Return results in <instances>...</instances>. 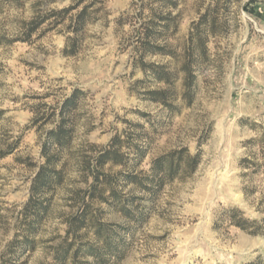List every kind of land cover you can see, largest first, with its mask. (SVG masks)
Here are the masks:
<instances>
[{"label":"rangeland","instance_id":"1","mask_svg":"<svg viewBox=\"0 0 264 264\" xmlns=\"http://www.w3.org/2000/svg\"><path fill=\"white\" fill-rule=\"evenodd\" d=\"M0 155V264H264V0H0Z\"/></svg>","mask_w":264,"mask_h":264},{"label":"trees","instance_id":"2","mask_svg":"<svg viewBox=\"0 0 264 264\" xmlns=\"http://www.w3.org/2000/svg\"><path fill=\"white\" fill-rule=\"evenodd\" d=\"M70 9H72V8L71 7L70 8H66V9H64V11H69ZM86 9L87 8L84 7L82 9V11H80V13L78 15V18H79L78 21L79 22L82 20L84 14L86 12ZM168 18H169L168 16L167 17H162V19L165 20L166 22L168 21ZM165 21L162 24H163L164 27H167L168 23H166ZM34 29H35V27H32V29H30V33L29 34H31V31H33ZM159 49H160L159 52H161V53H164V54L168 53L166 51V46L159 47ZM75 51H76V49L73 48L72 51H66L65 50V53H69V52L74 53ZM159 77L162 79V76L160 74H159ZM161 92H163V91L154 90V91H150V94L152 95L153 100H157V101L161 100V101L166 103L165 99H160L159 95L161 94ZM81 93H83V91H81L79 89H76L71 94V96L68 97L62 103V105L60 107V114L62 116V119H61L60 123L58 124V126L50 132V137L53 139L54 143H56V145H58V149L59 150H63L64 147L68 146V144L72 140V131L66 127V124H67L66 115L71 109H73L74 107L77 106L78 96ZM119 138L120 137L118 135H116L112 139L111 143L109 145H107V146H104L97 153V155L94 157L98 170H99V167H103L105 164H107L109 162H111L113 164L124 163L125 162L124 158H123V155H121V148L118 145L119 144ZM186 151H187V149H183L180 152L184 153ZM136 152H137V154H138L140 159H142L143 156L145 155V150H143L140 146L137 147ZM4 154L2 153L1 155H4ZM43 154L47 158V161L40 168V170L38 171V173H37V175L35 177L34 185H33V191H36V188L40 189L42 187H47V189H48L53 184L60 183L63 180L64 171H63V169H57L55 167V162H54L55 161V156L49 155V153H48L46 148L43 150ZM171 157H172L171 154H165V155L160 156L159 158H157L154 161L152 170L155 171V173L161 171L162 170L161 167H162L163 161H165V160L171 161V159H172ZM198 157H199L198 155H194V156L191 157V161H190V168L191 169L190 170H193L196 167L197 162H198ZM89 166H90V160L85 159V167L88 168ZM100 174L101 173H98V174L95 175V178H94L95 181H100V178H101ZM174 177H175V169L174 168L169 167L168 169H166L164 171V178L173 179ZM126 178L128 180H134L136 177H134L133 175H128V176H126ZM106 180H108V179H106ZM232 211L233 212H238L237 208H233ZM234 222L238 226H240V227H242L244 229H247L248 228L247 224L248 223H254L255 224L256 220H249L247 218L241 217L240 219H235ZM251 232L257 233L258 230H253Z\"/></svg>","mask_w":264,"mask_h":264}]
</instances>
